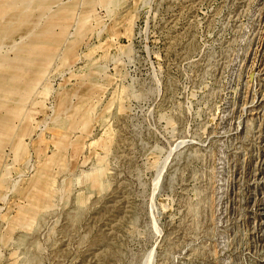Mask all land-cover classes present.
<instances>
[{
    "label": "rangeland",
    "instance_id": "374dc122",
    "mask_svg": "<svg viewBox=\"0 0 264 264\" xmlns=\"http://www.w3.org/2000/svg\"><path fill=\"white\" fill-rule=\"evenodd\" d=\"M0 264H264V0H0Z\"/></svg>",
    "mask_w": 264,
    "mask_h": 264
}]
</instances>
